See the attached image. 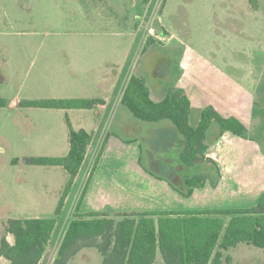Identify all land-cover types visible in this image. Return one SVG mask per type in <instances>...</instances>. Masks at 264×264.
<instances>
[{
    "label": "rangeland",
    "instance_id": "374dc122",
    "mask_svg": "<svg viewBox=\"0 0 264 264\" xmlns=\"http://www.w3.org/2000/svg\"><path fill=\"white\" fill-rule=\"evenodd\" d=\"M101 2L104 7L118 1L0 0V99H67V87L74 75L67 71L69 68L57 66L59 62L69 63L71 55L83 47L112 53L111 41L106 39H117L96 34L101 29L91 19L82 25L73 23H79L86 10L94 13ZM161 4L162 0H152L147 4V14L151 11V18L161 17L162 36L152 31L153 23L149 21L146 55L133 59L134 68L143 70L141 76L152 98L160 102L171 90L184 88L192 100L193 126L198 125L208 104H216L223 113L234 108L240 111L248 105L252 125L247 137L239 138L230 132L218 135L219 126L213 123L207 134L208 153L213 156L205 160L210 163L207 167L212 174L208 189L183 198L166 192L163 186L168 183L166 177L179 174L171 168L176 170L182 163L178 153L183 136L177 132L168 134L147 128L143 125L153 123L135 118L126 107L116 119L114 109L109 118L108 115L97 125L86 110L0 108V244L4 237L14 243L6 232L9 220L56 218L67 173L61 167L27 165L23 159L65 156L67 153L61 150L64 145L68 147L66 117L74 127L82 125L93 134H100L103 125L110 138H116L114 133L121 132L127 123L130 126L131 119L141 125L140 131L130 130L125 135L134 140L129 149H112V159L101 165L96 192L89 197L86 210L101 211L119 220L118 215L157 212L161 206L200 211L257 207L264 193V0H168L165 15ZM123 38H119L121 43ZM114 58L122 64L130 61L125 55ZM75 70L83 78H100L99 69L94 68L90 74H84L83 68ZM71 90L78 93L75 96H82L80 90ZM124 111L128 116L121 114ZM163 122L173 126L169 120ZM17 159L19 162L15 163ZM88 166L89 160L83 165L63 214L57 218L43 264L55 251L57 255L68 225L81 214L76 207L84 182L98 164L90 171ZM194 167L187 168L184 176L198 172L199 168ZM150 172L158 174L162 184L154 176L148 178ZM149 181H156V187ZM86 198L87 192L81 205ZM223 219L228 224L231 218ZM223 253L231 259L230 264H264V249L245 243ZM0 264L7 262L1 259ZM69 264H103V256L95 248H86ZM156 264H165L160 252Z\"/></svg>",
    "mask_w": 264,
    "mask_h": 264
},
{
    "label": "trees",
    "instance_id": "16d2710c",
    "mask_svg": "<svg viewBox=\"0 0 264 264\" xmlns=\"http://www.w3.org/2000/svg\"><path fill=\"white\" fill-rule=\"evenodd\" d=\"M151 1L144 0V3ZM166 2L164 0L163 7ZM103 104L105 101L100 99H45L21 101L19 105L23 108L68 111L94 110ZM122 104L141 121L158 123L169 120L173 123L176 132L183 136L178 153L182 162L179 164L183 168H191L207 160V134L213 123L218 124L219 135L224 132L241 138L248 135L247 128L239 119L224 117L213 106L204 108L198 125L193 126L192 105L185 90H171L162 101L155 102L147 83L139 75L130 78ZM7 106L8 101L0 99V108ZM66 123L69 150L65 156L23 159L27 165L61 167L68 178L55 211L56 218L12 219L6 223V232L13 235L15 244L10 245L4 237L0 244V257L10 264L41 263L56 230L57 218L63 214L87 158L94 135L83 129H74L68 118ZM171 170L178 171L174 168ZM93 172L85 184L76 210L81 207ZM178 173H172L174 176L171 179L166 177L167 182L187 198L210 180L203 175L191 177ZM152 176L162 180L158 174ZM118 216L119 220L104 213L77 214L68 225L53 264H69L86 248L97 249L103 256V264H156L159 252L165 264H230L231 259L225 258L223 252L239 244L264 249V193L257 207L251 209L148 212ZM223 216H230L228 224Z\"/></svg>",
    "mask_w": 264,
    "mask_h": 264
},
{
    "label": "crops",
    "instance_id": "0c3cea01",
    "mask_svg": "<svg viewBox=\"0 0 264 264\" xmlns=\"http://www.w3.org/2000/svg\"><path fill=\"white\" fill-rule=\"evenodd\" d=\"M116 1H118V2H116L117 4L112 3L109 6H104V7H103V3L101 2L99 4L100 7L95 9L94 13H92V14H90L88 12V10H86L84 12V14L82 15V19H84V22H82V19H79V23H77V20L73 21L74 24L82 25L84 23H87L89 21V19H91L95 23V25H97L101 29V32H96V34L101 35L102 37L116 36L117 39H106L107 41L108 40L111 41V44L109 46V50H112V53L103 52V51L94 52V51H90V49L88 47L82 46L83 48H81L78 52L73 53L71 55V59L68 60L69 63L65 64V63L59 62V64L57 65V66L62 67V68H69L67 71H69L72 75H74L71 78V81H72L71 85H69V87H67L68 89H70V92H69L70 94L65 96V97H67V99L77 97L79 99H100V100L105 101V104L98 106L94 110H86V111H89L92 113L95 125L99 124L98 122L103 123L108 115H109L108 116V118H109L111 116L110 112H112L114 109H115L114 119H116L118 117V114L121 111V109L123 107L125 108V106L122 104V98H123L124 91L128 85L130 78L133 75H137V74L139 75L140 74L139 76H141L144 74L142 69L139 70V66L134 68L133 59L139 55H141L142 57H144L146 55V52H144V47H145V41L147 39V25L149 24V21H150V23L152 21L153 24H154L156 19H160V21H161V17L160 18H151V16H150L151 11H149L147 14V4L144 3V0H130V1H128V0H116ZM166 4H167V2H166ZM165 6H167V5H165ZM166 8L167 7H164L162 15H165ZM147 17H149V19H147ZM161 26H162V21H161ZM110 27H117V28H116V30H113ZM161 36H162V34H161ZM120 37H124L123 38L124 43H121L119 41ZM145 49H146V47H145ZM114 50H115V53H113ZM114 55L115 56H124L125 55V57L130 58V61L126 62V64H124V63L122 64L120 60L114 58ZM101 57H102V60L100 61ZM50 64H51L50 66H52V63H50ZM76 67H78L79 69L83 68L85 71L84 74H90V73L94 72V68L99 69L100 78L95 79L91 75L84 76V78H83V76H78L77 75L78 72H76V70H75ZM71 89L80 90L79 93H82L81 94L82 96H80V97L75 96L78 93H76L75 91H72ZM183 90H185V89L183 88ZM73 93H76V94H73ZM150 93H151V90H150ZM187 96L189 97V99L191 101V105H192V100H191L190 96L188 94H187ZM151 98H152V94H151ZM155 102H157V101H155ZM19 104H20L19 99L14 98L12 100H9L7 108L16 109V107L17 108L21 107ZM207 106H213L224 117H235V118L239 119L245 125L248 132H249V128L251 129L252 118H251V114H250V106L245 105L243 107V109H241L240 111H238L237 108L229 109V110H232L229 113H226V112L223 113L220 110L219 106H217L216 104H208L204 108H206ZM3 108H6V107H3ZM68 111H71V110H68ZM121 114L124 117L128 116L127 115L128 113L126 111H124V113H121ZM67 118L70 120L69 117H66L65 121ZM70 122L73 126L74 124L72 123V120H70ZM129 122L131 123L130 126L127 123L126 125L123 126L121 132H118V133L115 132L114 133V135H116V138L115 137L110 138V134H107L105 129L104 130L102 129L103 125L101 126V133L100 134L91 133L94 135L93 142H92L91 146L89 147L87 158L85 160V163H86V161L89 160L90 166H88V169H87L88 171H90V169L95 166V163L98 159L99 152L102 149L104 143H105V145H104V148L101 152V156H100L99 161H98L97 170L94 172L95 174H93L90 185L87 189V198L83 202V204H82L83 206L81 205V207L79 209L81 214H87V213H92V212L104 213L101 211L86 210L85 208H86V206H88L89 197H91L92 194H94L93 191L96 192V186H97L98 181H99V178H97V176L100 172L101 165H103L107 161L108 158L112 159V155L110 153L112 151V149H114V148H123L124 150L129 149V145H131L134 140H132L133 138L125 137V135H128L129 134L128 131H130V130L133 133L140 131V129H141L140 124H136V122L132 121V119ZM153 124H155V125H153ZM153 124L152 125H143V126H147V128H150V129L158 131V132L160 131V132H166L168 134H170V133L176 134L175 127L168 124V123H164L163 121H161V122L153 123ZM80 127L81 128H76L73 126V128L76 130L83 129L82 125H80ZM211 128H212V125H211L210 129ZM67 131H68V128H67ZM219 132L220 131L218 129V131H217L218 135H219ZM67 136H66V140H67ZM239 138H241V137H239ZM181 147H182V145H181ZM68 150H69V142H68V147H66V145H64L63 150H61V151H63V152L65 151L64 153H67ZM208 152H209V149L206 153V158H207V160H210L213 155L210 156ZM200 163H202L203 165H200ZM209 164H210L209 162L207 163L205 161L196 163L194 165L195 166L194 168H196V169L199 168V170H198V172L191 175V177L195 176V175H203V176L211 177L212 174L209 172L208 167H207V166H209ZM166 166H168V165H166ZM176 169L182 175H185L184 171L187 168H183V166L178 164ZM151 176L152 175H150V177H148V178H153V176L152 177ZM154 179H155V177H154ZM147 180H150V179H147ZM155 180H157V178ZM157 181H159L162 184V180L160 181L158 179ZM149 182H150L149 185L151 184L154 187H156V185L154 183L156 181H154V182L149 181ZM84 185H85V182H84ZM163 186H164V188H165L164 190L166 192H170L171 194L176 195V196H178V195L182 196L180 193L175 191L169 185V183H163ZM207 186H208V184L205 185L204 187L196 189L192 196L196 195L197 193L202 192V190H207L208 189ZM192 198H194V197H192ZM161 207L162 208H157V209H159V210H157V212L200 211V210H197L195 208H177V207H171V206H161ZM96 209H98V208H96ZM104 214H106V213H104ZM8 236L13 237V235H11V234H8ZM13 239H14V243H11L6 238V240L8 241V243L10 245L15 244V238L13 237ZM48 248H49V246H48ZM47 251H48V249H47ZM45 257H46V254H45ZM56 257H57V255H56V251H55L53 253V255H51V259L49 260V262L47 264H50V263L52 264ZM44 258H43V260H44ZM1 259H5V258L0 257V260ZM43 260L41 261L40 264H43ZM5 261L7 262V264H10V262L8 260L5 259Z\"/></svg>",
    "mask_w": 264,
    "mask_h": 264
},
{
    "label": "water",
    "instance_id": "95a60500",
    "mask_svg": "<svg viewBox=\"0 0 264 264\" xmlns=\"http://www.w3.org/2000/svg\"><path fill=\"white\" fill-rule=\"evenodd\" d=\"M153 27L156 29V31H157L159 34L162 33L163 28H162V26H161V21H160V19H156V20H155V22H154V24H153Z\"/></svg>",
    "mask_w": 264,
    "mask_h": 264
},
{
    "label": "built area",
    "instance_id": "2783aa9c",
    "mask_svg": "<svg viewBox=\"0 0 264 264\" xmlns=\"http://www.w3.org/2000/svg\"><path fill=\"white\" fill-rule=\"evenodd\" d=\"M163 4H164V0H162V4H161V8L163 7ZM150 24H152V21H151V23ZM152 31H156V29L153 27L152 28ZM158 33V32H157ZM159 34V33H158ZM161 35V34H160Z\"/></svg>",
    "mask_w": 264,
    "mask_h": 264
}]
</instances>
